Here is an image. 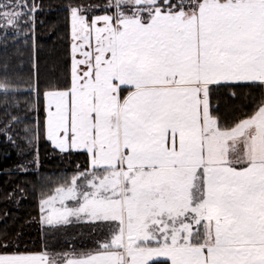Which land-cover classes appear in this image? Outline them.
Wrapping results in <instances>:
<instances>
[{"label": "snow or ice", "instance_id": "obj_1", "mask_svg": "<svg viewBox=\"0 0 264 264\" xmlns=\"http://www.w3.org/2000/svg\"><path fill=\"white\" fill-rule=\"evenodd\" d=\"M0 9V35L35 47L39 5ZM68 11L70 71L43 92V121L33 126L6 101L0 136L21 171L39 164L25 158L41 136L86 163L54 188L46 182L42 249L5 234L0 264H264V0H107ZM21 79L10 58L0 61V95L22 94ZM243 89L246 102L225 118L220 102ZM35 92L39 100L38 68ZM76 224L89 229L87 245H49Z\"/></svg>", "mask_w": 264, "mask_h": 264}, {"label": "trees", "instance_id": "obj_2", "mask_svg": "<svg viewBox=\"0 0 264 264\" xmlns=\"http://www.w3.org/2000/svg\"><path fill=\"white\" fill-rule=\"evenodd\" d=\"M6 0H0V4ZM22 2V0H21ZM32 0H29L31 3ZM40 10L36 13L35 47L31 37L0 35V61L10 58V63L17 70L21 79L19 88L22 94L16 97L0 95V132L4 130L5 109L7 102L19 103L20 114L27 115L33 126L45 116L43 92L51 84L62 80L64 72L70 71V5L103 6L107 0H34ZM2 10V9H0ZM100 12V11H99ZM102 13V12H100ZM38 68L40 97L36 98V70ZM31 87L32 92L23 91ZM223 92V90H221ZM249 90L243 89L239 100L225 104L220 102V112L229 118L233 106L245 103ZM213 104L216 101L213 100ZM17 127L22 128L23 125ZM38 156L39 164H31L28 171H21L17 165L21 161L18 149L8 142L6 136H0V237L7 234L8 239L27 245L33 250H40L44 242L43 226L39 222V200L41 192L47 190L46 182L51 180L54 188L63 179L70 180L77 165L86 163V158L79 152L61 154L46 137L41 136L34 144L31 153L25 158L33 160ZM9 170H11L9 172ZM19 188L25 189L21 193ZM15 194L13 195V192ZM90 240L88 228L76 224L62 228L55 236L49 235L47 242L55 245L57 251L66 250L73 244L87 245ZM2 242V240H0Z\"/></svg>", "mask_w": 264, "mask_h": 264}, {"label": "rangeland", "instance_id": "obj_3", "mask_svg": "<svg viewBox=\"0 0 264 264\" xmlns=\"http://www.w3.org/2000/svg\"><path fill=\"white\" fill-rule=\"evenodd\" d=\"M91 6H96V5H91ZM94 15H100V14H103V13H100L99 11H96V12H94L93 13ZM70 32H71V24H70ZM70 46H71V39H70ZM70 58H71V55H70ZM70 65H71V63H70ZM50 142V141H49ZM51 143V142H50ZM52 145V144H51ZM53 146V145H52ZM54 147V146H53ZM55 148V147H54ZM58 150V149H57ZM59 151V150H58ZM60 152V151H59ZM62 154V153H61ZM74 174V173H73ZM72 174V175H73ZM71 175V176H72ZM70 179H71V177H70ZM39 222H40V218H39ZM40 224H41V222H40Z\"/></svg>", "mask_w": 264, "mask_h": 264}, {"label": "crops", "instance_id": "obj_4", "mask_svg": "<svg viewBox=\"0 0 264 264\" xmlns=\"http://www.w3.org/2000/svg\"><path fill=\"white\" fill-rule=\"evenodd\" d=\"M70 63H71V60H70Z\"/></svg>", "mask_w": 264, "mask_h": 264}]
</instances>
